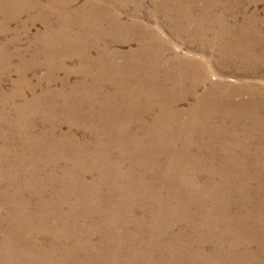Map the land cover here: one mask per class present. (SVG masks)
<instances>
[{
  "label": "bare ground",
  "instance_id": "bare-ground-1",
  "mask_svg": "<svg viewBox=\"0 0 264 264\" xmlns=\"http://www.w3.org/2000/svg\"><path fill=\"white\" fill-rule=\"evenodd\" d=\"M31 1L0 0L5 21L0 30L37 6H30ZM73 2L51 0L38 8L32 19L42 21L44 31L34 44H43L44 50L27 61L19 57L21 72L9 93L1 86L3 77L13 72L11 57L0 58V143L9 148L0 149V264H264V186L254 180L260 183L254 194L246 180L248 166L237 162L251 152L264 154V116L258 115L264 112V90L213 80L214 71L222 76L233 61L244 69L263 62L264 45L242 36L246 26L236 31L222 21L206 37L204 28L213 22L208 9L201 10V23L182 21L175 17L177 7L164 6V16L173 13L167 18L171 36L188 37V46L202 43V59H184L171 52L159 32L123 21L117 7L86 3L80 10L69 9ZM190 6L186 12L193 10ZM52 16L57 30L50 34ZM112 42L115 47L135 42L136 49L110 50ZM71 60L80 80L66 96L84 89L83 99L42 108L40 96L50 91L37 93L39 83L32 85L27 74L43 67L45 79L53 81L54 72L66 70ZM209 62L219 70L208 74ZM87 78L91 82L86 88ZM66 83L62 80L61 87ZM107 86L109 93L103 91ZM17 99L25 104L15 105ZM9 103L15 106L7 110ZM34 107H41L37 113L49 127L31 136V122L21 114L27 109L34 115ZM49 112L64 119L71 114L69 124L49 120ZM94 117L112 122L97 125ZM64 123L83 124L92 140L80 144L72 134L56 136ZM6 130L24 145L21 153L10 148ZM69 140L72 144L66 146ZM108 142L119 161L115 165L105 154ZM91 149L102 159L101 172L92 162L86 172L82 169L92 161ZM66 162L72 166L65 180L36 179L41 169L60 170L59 164ZM121 164L126 165L124 174L118 173ZM257 165L251 166L260 177L264 172ZM89 173L102 177L88 183L84 176ZM118 183L130 190L122 194ZM53 188L56 194L50 192Z\"/></svg>",
  "mask_w": 264,
  "mask_h": 264
},
{
  "label": "rangeland",
  "instance_id": "rangeland-1",
  "mask_svg": "<svg viewBox=\"0 0 264 264\" xmlns=\"http://www.w3.org/2000/svg\"><path fill=\"white\" fill-rule=\"evenodd\" d=\"M48 1H51V0H38L36 2L32 0L29 3V5L34 6L35 4H37V6L32 7V10H27V14L20 15L19 17L13 20H9L10 22L8 21L9 22L8 25L5 26L6 29L4 28L0 30V58L3 57L2 55L8 58L11 57L12 64L10 66H11V70H13L10 78L7 75L3 77L4 81L2 82L1 87L4 92L9 93L12 90L13 81L15 82L16 80H18V73L20 74L21 72V67L20 65H18L19 60H20L19 57H22L25 61H27V60H30L31 55L34 52H39L41 50H44V47L42 46L43 44H40L37 46L34 44V42H37L39 37H41L42 31H44V26H43L44 23L37 19L33 20L32 17L37 13L38 8L40 6L45 5ZM171 2L167 3V1L165 0H74L73 2L74 4L68 7L69 9L74 8V9L80 10L86 3H90L91 5H98V7L107 6L109 9H112L113 6L117 7L116 9L119 10L118 13L123 21H129L131 19L129 21L131 23L137 22V24L139 23L140 25L145 26L148 30L150 29L149 31H152L155 33L159 32V35L161 34L160 37H162L163 40L169 43L172 49L171 52L178 56H182L184 59H191V58L202 59L204 55L199 51V49L203 47L202 43L201 41H197L194 43V46H188L187 45L188 42L186 41V40H189L188 37L181 36V38H178L177 36H171L170 35L171 26L168 24L167 18L169 16H173V13L170 14L168 17L166 15L164 16L162 14L165 8L164 6H166L167 8L172 7L173 10L174 8L177 7L178 13H176L175 17H178V19H181L182 21H193L194 19L195 21L198 20L201 23H204L205 21L203 17H201V10H203V8L208 9L210 12L209 20H212L213 22H209L210 26H207V27L205 26L204 28L205 30L204 34L206 37H208L211 34V32H213V30H219V27H216V23L217 21H222L225 23L228 29H234L236 31H238L240 28L243 29L246 26V29H244L242 36L244 37L249 36L250 38L255 37L258 39L257 41L260 42L261 45H264V0H211V4L208 3V0L207 1L206 0H198V1L197 0H188V1L187 0H175V1L173 0ZM187 5L188 6L195 5V6L193 8L190 6V8H192L193 10H191V12H186L185 10H188ZM3 22H5L4 17L2 16L1 18L0 16V25H2ZM49 22L51 26L48 32L50 34H53L57 30L56 18H54L53 16L50 17ZM192 26L193 24L190 25L189 27L192 28ZM41 39L42 38H40V40ZM3 43H8V44L4 45ZM129 48L136 49L135 42L129 43L128 45H122L121 47H115V45H113V42L110 45V50L118 49L121 52H126L128 51ZM213 59H216V55L215 57H213ZM40 60L41 59H39V61ZM121 64H123V62H121ZM241 67L242 66L240 65L238 61H233V64H231L228 67L227 73L223 74L220 70L221 73L220 72L219 73L222 76H217L214 70H219V69L213 68V66H211V62H209V65L207 64L205 70L206 72H208V74L210 73V71H214L213 73L215 74V76L213 80L217 82L218 81L223 82L231 86H236L238 84L248 85L251 88L255 86L258 89L261 88L262 90H264V61L255 63L253 64V66L248 67L247 69H244ZM77 71H78V68L75 65V61H72V60L68 63V68L66 70L54 72L53 81L50 79H45L46 69L43 67L33 68L29 71V73L27 74L28 81L32 85L39 83V87L36 88L37 93H41L48 89L50 91V93L47 92L43 94L44 96H40L42 97L41 102H45V103L47 102V104L45 103H44L45 105L43 104L42 108L48 109V105H49V108L52 105L54 107L56 106L57 108H61L63 107V105L61 106V103L65 105H70V104L76 103L78 99L79 100L83 99V96L85 95L84 89L79 90L77 95L68 96V97L66 96L69 91V87L77 85L78 81L80 80V76L78 75ZM208 77H209V80L212 79L211 76H208ZM64 79H66L67 83L63 87H61L60 82ZM89 82H91V79L87 78L86 84H84L86 88L88 87ZM111 90L112 88L107 86L105 87L103 91L105 93L106 92L109 93L111 92ZM23 93H24L25 98H29V95L27 92L23 91ZM243 97L245 98L246 96H243ZM22 100L24 99H17L16 101H14L15 105L20 106V105L25 104L24 101ZM261 101L264 102L263 99H261ZM189 103L191 104L193 103L192 98H190ZM15 105H12L11 103H9L7 106V110H10ZM37 108L38 107H34V110H32V112H35L34 115L29 114L30 112L26 111L27 109L21 114V118L27 121H30L32 125V129L29 132L27 128L21 129V132L23 135H25L27 132L31 136L38 135V133H40L42 130H46L49 127V125L45 121L46 119H44V115L43 114L40 115L39 113H37ZM39 108L41 110V107ZM81 109L83 110L82 112H85L84 107H82ZM262 112L260 113L258 112V115L264 116V112L263 113ZM10 113L12 114V112ZM70 115H67L66 118L70 119L71 117ZM47 116L49 117V120H56L59 118L64 119L62 118L64 115H62L61 117V114H58L57 112H54V113L49 112ZM108 118L100 117V119L98 120L97 117H94V119H96L97 125L100 123L103 126L105 122L106 123L112 122V120ZM68 119H64V121L69 124ZM73 120L74 119H72V121ZM79 121L81 122L80 119ZM10 129L12 128L10 127ZM113 129L114 128L111 126L110 130L113 131ZM257 130L255 132H257ZM10 131L12 130H6L3 135L11 140L12 147L10 146L9 147L16 149L17 150L16 152H20L24 148V145L18 139H16L14 135H11L12 132L10 134ZM258 131L262 132V129L260 128ZM60 133L72 134L74 138L78 141V143L81 142L80 144H84L85 142H90L92 140V135H91L90 130H88V128L84 126L83 124H77V125H67L65 123L61 124L55 135L59 136ZM108 143L109 144L106 147L105 151L108 149L109 152L108 153L106 152L105 154H106V157H109L111 165L112 164L115 165V163H118L119 161L115 158L114 156L115 154L112 151V148H114L113 147L114 145L113 144L111 145L110 142ZM70 144H72L70 140L66 142V146L67 145L69 146ZM63 145L62 147H59L60 150L66 147L65 144ZM7 146L2 145L0 143V149L3 151L9 149ZM3 148H6V149H3ZM42 149L47 150L45 147H43ZM53 149L57 150L58 147L55 146V148ZM262 149L264 150V147ZM101 151H103V148L101 149ZM89 152L90 153L92 152L90 154L92 156V161H89L90 163L88 161L83 163L82 169H86L90 167L89 164H91L92 162L93 163L92 167L95 168L93 165L97 166L98 167L97 170L101 172L102 167H103V164L101 163L102 159H100L99 154L95 156L94 155L95 151H93L92 149L89 150ZM67 153H69V151ZM256 154L251 152L249 153L248 157L243 158V156H241L240 157L241 159L239 158V160H237L238 165L248 166L247 170L250 172V174L249 175L247 174L248 177H246V180H250L248 182V185H250V189H252L254 194H256L255 193L256 191L254 189L260 184V183L254 182V180L259 179V182L261 181L262 185L264 186V173H262L260 177L255 176L253 174V172L256 170V168L252 169L251 165L253 164H258L257 166L259 167V171L264 172V154H261V155L259 153H258L259 155L258 154L256 155ZM123 155L124 157H126L129 155V153L127 152V153H124ZM7 164H10V163H7ZM19 165L21 167V168L19 167V169H23V167L25 166L22 163H20ZM121 165H122V168L121 167L118 168V173L124 174V170H125L124 168L126 165L125 164H121ZM71 166L72 165L67 162L66 164L60 163L59 167H61L60 169L61 172L60 170L55 169L56 168L55 166H47L46 169H41L40 167L41 170L38 174L35 175V177L37 180H40V179L42 180L45 177H50V178H53L54 181H62L67 178L66 176L67 169H70ZM86 171L87 169L85 170V172ZM100 176H101L100 173H96V174L89 173L84 176L85 178L84 180L90 183L92 182V180L98 181L102 177ZM71 177L73 181L76 179V177L73 174H71ZM104 177H107V175H105ZM226 178H227L226 179L227 181L232 179V178H229V176H226ZM202 179H205V178H202ZM121 180H125V179L122 178ZM21 183L25 187L27 182L23 181ZM127 185H125L124 183L123 184L118 183L116 185V188L122 189V187H124L122 190V194H124L125 189L130 190V188L127 187ZM262 190L264 192V189ZM50 192L56 194V191L54 190V188L51 189ZM134 192L132 191L131 193H134ZM120 193L121 191H119V194ZM134 194H138V192H135ZM67 199H68L69 204L73 202L71 198L67 197ZM0 200H1V191H0ZM67 208L68 207L65 208V211L68 212ZM232 211H234V209H232ZM77 212L82 216H87V214L84 212L82 208L81 209L79 208ZM71 213L72 212H70V214ZM84 220H86V218ZM95 229H98V227H96ZM174 232H177V230H174ZM96 239L97 238L95 237L94 240ZM82 240H85V238H82Z\"/></svg>",
  "mask_w": 264,
  "mask_h": 264
}]
</instances>
